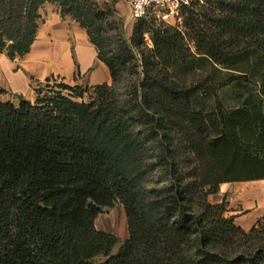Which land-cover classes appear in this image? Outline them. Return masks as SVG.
Instances as JSON below:
<instances>
[{
  "label": "trees",
  "instance_id": "trees-1",
  "mask_svg": "<svg viewBox=\"0 0 264 264\" xmlns=\"http://www.w3.org/2000/svg\"><path fill=\"white\" fill-rule=\"evenodd\" d=\"M47 4L111 84L0 100V264H264V218L245 231L210 200L264 180V0H193L181 28L151 15L130 40L92 0H0L1 53L30 52ZM118 203L125 241L96 228Z\"/></svg>",
  "mask_w": 264,
  "mask_h": 264
},
{
  "label": "crops",
  "instance_id": "crops-1",
  "mask_svg": "<svg viewBox=\"0 0 264 264\" xmlns=\"http://www.w3.org/2000/svg\"><path fill=\"white\" fill-rule=\"evenodd\" d=\"M40 14L38 34L30 52L14 61L0 54V89L5 91L0 94L1 101L17 103L18 96L32 101L33 81L50 79L54 72L74 77L75 71L84 76L95 69L90 85L111 83L108 67L98 59L96 47L76 21L63 18L52 4L45 5ZM210 200L214 204L225 200L229 215L235 217L238 226L249 231L264 218V180L223 184L219 194Z\"/></svg>",
  "mask_w": 264,
  "mask_h": 264
},
{
  "label": "rangeland",
  "instance_id": "rangeland-1",
  "mask_svg": "<svg viewBox=\"0 0 264 264\" xmlns=\"http://www.w3.org/2000/svg\"><path fill=\"white\" fill-rule=\"evenodd\" d=\"M92 1L95 2L100 8L108 11L109 18L103 27L105 31L109 34V36H113L116 39L122 36L124 39L130 40L133 34L134 25L137 23L131 19V11L129 7L130 0H92ZM59 13H60V9H59ZM151 15L155 16L159 21L164 22L167 25L173 26L175 28H178V27L181 28V25H182L181 11L173 14L170 11L158 9L156 12L152 11L149 17H151ZM85 32L87 33L86 30ZM190 46L192 50H194L193 46L192 45ZM73 50L74 48L72 46L71 51ZM94 70L95 69H91L84 76H82L81 74L78 75L75 71L74 77H72V74L68 75L63 72H54L52 77L50 78V81H51V84L64 83V84L71 85V86H83L85 88L96 86V85L89 84L91 80L90 76L93 74ZM45 82L46 80L33 81V92H34L33 99H32L33 102L35 100V91H34L35 88L38 87L39 83H45ZM88 101H89V97L87 98V102ZM96 228L98 230L103 229L104 232L114 234L117 237H119L121 241H125L127 239L125 237L128 234V224H127V218H126V214L123 209V206L118 203L115 205L113 209L105 208L103 213L99 215V217L96 220ZM120 247H121V244L115 247L113 251L114 255L118 253V251L120 250Z\"/></svg>",
  "mask_w": 264,
  "mask_h": 264
},
{
  "label": "built area",
  "instance_id": "built-area-1",
  "mask_svg": "<svg viewBox=\"0 0 264 264\" xmlns=\"http://www.w3.org/2000/svg\"><path fill=\"white\" fill-rule=\"evenodd\" d=\"M193 0H130L131 19L138 22L147 19L152 11L167 10L178 13L184 5H190ZM1 54V52H0Z\"/></svg>",
  "mask_w": 264,
  "mask_h": 264
}]
</instances>
